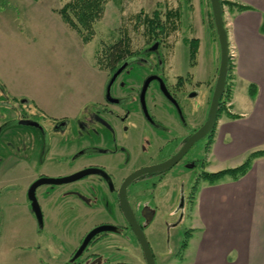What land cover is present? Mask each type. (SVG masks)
<instances>
[{
  "label": "rangeland",
  "instance_id": "374dc122",
  "mask_svg": "<svg viewBox=\"0 0 264 264\" xmlns=\"http://www.w3.org/2000/svg\"><path fill=\"white\" fill-rule=\"evenodd\" d=\"M66 1L0 0V78L2 79L0 85L3 83L7 87L5 89L7 93L14 94L11 91L14 89L15 96L22 94L23 98L20 100H27L28 95L38 99V109L33 105L25 106L29 118L32 117L30 114L32 113L35 119L53 126L55 121L50 117L65 119L63 121L68 119L71 123L77 117L76 120L87 129L94 112V104L90 102L99 100L95 86L101 79V72L96 62L103 55L104 43L116 40L120 32H127L130 48L132 50L141 48L146 43V35L142 34V26L136 24L138 21L135 15L140 13L150 15L160 8L159 5L175 6L176 0H111L106 3L102 18L94 26L93 38L84 45L78 42L77 34L66 26L58 14V10ZM177 1L182 5V20L180 27L169 37L168 41L173 43V48L172 51L168 50L169 67H165V71L169 72L172 80L175 76L190 73L194 76V80L208 83L202 84L201 89L195 88L192 91L194 95L196 94L191 99L195 104L213 93L219 67V45L217 34L213 29L214 20L211 19L210 1L189 0L188 3L186 0ZM16 5L21 6L22 9L20 10ZM225 8L227 11L231 10L226 4ZM193 38L199 40L195 68L189 66L187 47V43ZM138 60L140 64L128 69L145 74L151 70H159L162 65L159 63L155 69L149 67L145 60L140 58ZM246 95L247 93L241 90L234 97L242 99ZM81 105L82 114L78 115ZM19 106L22 104L16 101L12 102L10 110L0 108V124L12 113H14L12 116H17ZM230 106L231 101L226 104V111L220 115L217 122L228 116L226 112L231 113ZM70 128L71 130L65 135H60L64 144L69 145L64 150L67 156L77 150L82 143L93 144L98 140L95 134H86L80 129L81 127L70 126ZM24 133H26L24 137L20 136L21 141L14 138L15 134ZM33 134L35 137L34 130L30 127L18 126L7 129V132L0 136V178L9 181H0V264H64L63 259L72 248L66 241L80 234L78 230L81 226L75 223L64 229L66 223L61 225L57 209L53 206V200L57 197L67 200L76 199L67 190L76 189L78 183L62 186L46 185L37 189L36 197L42 211L43 223L42 227L36 228L37 221L31 210V202L27 198L29 187L25 184V178H31L36 173L33 167L36 156L33 152L34 140L33 136L31 137ZM204 145L205 139L198 141L192 147L190 156L198 163L207 158ZM23 146L24 152H20ZM52 149L44 160L43 170L50 171L53 168L67 171L69 169L67 163L55 166L53 160L52 163L50 162L53 154L56 155ZM16 152H20L22 159L26 153L24 160L28 162L27 165L23 163L21 166H14L13 155L17 154ZM87 162L90 161L83 158L76 167ZM39 169L40 167L36 166L35 170ZM201 170V166L197 165L190 170V173L180 175L168 185H162L159 190V193L163 194L162 198L176 205L177 198L187 196L191 179ZM39 172L36 174L39 175ZM102 192L91 190L90 197L106 199L107 192ZM64 210L62 214L66 215V218L73 217L67 208ZM154 211L153 206L144 209L140 215V223L144 226L146 238L152 247L155 264H162L165 260L170 261L171 258L176 257L184 236L183 231L185 228L188 229V222L177 228H173L172 225L169 228L162 227ZM59 229H62L65 235L55 238L49 233L50 230ZM154 229H159V240L152 235ZM74 233L77 235L73 236ZM104 239L109 241V244L106 243L108 245L117 241V237L111 235ZM72 243L75 245L77 240H72ZM127 254H129L126 258L128 264H146L140 248ZM172 264L179 263L174 261Z\"/></svg>",
  "mask_w": 264,
  "mask_h": 264
},
{
  "label": "flooded vegetation",
  "instance_id": "af4514ba",
  "mask_svg": "<svg viewBox=\"0 0 264 264\" xmlns=\"http://www.w3.org/2000/svg\"><path fill=\"white\" fill-rule=\"evenodd\" d=\"M172 45V42H165L164 39L144 43L141 48L123 57L111 71L100 69L106 73V80L98 97L99 100L90 102L94 104V112L89 120L87 129H84L83 125L76 120L77 117L71 123L68 119L63 121L65 119L49 116L50 119L55 121L53 126L50 123L35 119V115L32 113H30L32 117L29 118V113L25 106L29 107L31 104L27 100L9 96L4 91V87L0 85L1 109L10 110V105L16 101L22 104L17 109V116H12L14 115L12 113L0 124V127H2L8 123H14L5 127L0 132V136L6 133L7 129L18 126L30 127L35 133V137L34 134L31 135L34 140L33 152L36 155L33 167L34 172L37 173L39 170L41 172H39V175L34 173L31 178H25V184L29 188L36 181L44 178L52 180L63 179L86 169L98 170L73 182L41 185L62 186L78 183L76 189L67 190L76 199L67 200L57 197L53 200V206L57 209L61 225L66 223L64 229L72 223L81 226L80 230H78L80 234L74 233L73 236H77L66 241L72 248L66 258L63 259L64 264H128L126 258L129 254L127 253L137 248L141 249V247L121 210L119 194L123 184L130 175L137 171L157 167L176 156L187 140L207 120L213 93L195 104H193L191 99L196 95L192 92L195 88L201 89L202 84L207 85L208 83L194 80V76L190 73H186L183 76H175L172 80L169 72L165 71L169 61L168 50L172 51ZM139 58L140 60H145L149 67L155 69L161 63V68L159 70H151L145 74L128 69L133 65L140 64ZM189 59V66L195 68L197 66L196 55L194 58L191 57L190 51ZM122 66H124L123 70L117 75L107 93V86L112 76ZM201 94L204 97V94ZM203 108H205L204 112ZM42 114L40 115L42 116ZM81 114L80 111L78 115ZM20 122H27V124H20ZM70 126L72 128L81 127L80 129L84 133L95 134L98 140L93 144L82 143L77 150L72 151L67 156L64 150L69 145L64 144L60 139L62 137L60 135H65L68 130H71ZM211 131L212 129L200 139H205L204 150L207 155L212 145ZM25 134L13 135L14 138L20 139V136L24 137ZM195 143L172 167L161 171L144 173L134 178L126 186L124 199L144 235L145 228L140 223V215L148 206L154 207L155 216L157 214L156 218L159 219L162 227L166 226V228H169L172 225L173 228H177L188 221L191 213L190 193L196 176L191 179L192 183L187 196L177 198L176 205L167 199L164 200L161 192L162 196L160 197L159 190L162 185H168L170 181L176 180L180 175L190 173V170L202 162L205 163L203 169L206 171V160L198 163L196 159H192L190 156ZM51 149L56 152V155L53 154L50 162L53 160L55 166L67 163V166H69L67 171L53 168L50 171L43 170L44 160L48 153L51 152ZM20 152H24V146ZM20 152H16L17 154L13 155L15 156L14 166H21L23 163L28 164L24 160V158L26 159V153H24L25 155L22 159ZM83 158L90 162L76 167V164H79ZM1 160L3 162V159ZM179 164H181V167L178 166ZM36 166H39L40 169L35 170ZM91 190L103 191L102 193L106 191L108 196L106 199H101L100 197L92 198L90 197V195L92 196ZM65 208L73 214L72 218H66L67 216L62 214ZM178 208L179 211H177ZM40 212V222L33 212L38 228L42 227L43 223L41 208ZM100 228L103 230L91 236L82 250H80L87 236L92 231ZM190 231L191 229L185 228L183 231L184 236ZM152 232V235L159 240V229H154ZM49 233L55 238L65 235L62 229L50 230ZM110 235L117 237V241L112 245H108L109 241L104 239ZM133 238L136 242H134ZM75 239L77 243L74 245L72 240L74 241ZM148 244L150 246V243ZM150 249L152 252L151 246Z\"/></svg>",
  "mask_w": 264,
  "mask_h": 264
},
{
  "label": "crops",
  "instance_id": "0c3cea01",
  "mask_svg": "<svg viewBox=\"0 0 264 264\" xmlns=\"http://www.w3.org/2000/svg\"><path fill=\"white\" fill-rule=\"evenodd\" d=\"M223 1L247 9L227 11L223 7L228 46L233 52L230 111L236 117L226 116L216 123L206 158L208 172L236 167L250 152L264 150V34L260 32L264 0ZM76 38L84 45L79 36ZM100 72L101 79L95 86L98 97L106 80V73ZM1 85L5 91L7 87ZM250 85L255 88L253 97L248 94ZM241 90L247 95L235 98ZM11 91L16 94L14 89ZM8 94L23 98L22 94ZM35 98L28 95L27 101L38 109ZM80 107L79 113L83 109ZM187 222L191 229L188 245L162 264H264V157L255 159L237 181L201 183Z\"/></svg>",
  "mask_w": 264,
  "mask_h": 264
},
{
  "label": "trees",
  "instance_id": "16d2710c",
  "mask_svg": "<svg viewBox=\"0 0 264 264\" xmlns=\"http://www.w3.org/2000/svg\"><path fill=\"white\" fill-rule=\"evenodd\" d=\"M111 0H67L63 6L58 10V14L60 15L62 21L72 30L74 31L82 40V42L88 43L94 36L95 30L94 26L96 22H98L104 13V7L106 3ZM210 3V2H209ZM221 9L223 11V6L228 5L231 9H236L237 11L246 10L247 7L232 3L228 1L220 0ZM159 5L160 8L154 10L150 15H144L143 13L135 15L136 20L138 21L136 24L142 26L143 33L146 35L145 42L151 43L154 40H163L168 41L169 37L172 33H174L181 24L182 20V12H181V2L176 0L175 6H167ZM142 14V18H141ZM211 19H213V15L211 12ZM213 29L215 30L214 22ZM136 30L138 29L137 25L135 26ZM216 32V30H215ZM260 32L264 34V18L260 25ZM218 42V38H217ZM188 44V48L190 51L191 57H195L197 53V45H199V41L195 38L191 39ZM105 46L102 47L103 55L96 62V66H98L101 70L111 71L116 64H118L121 59L125 56L130 55L134 50L130 48V39L128 37L127 32H120V35L116 40L110 43H104ZM219 45V43H218ZM219 62H220V49H219ZM233 70V66L231 64L230 59L228 60L227 65V75L225 81V87L223 91V95L219 100V106L217 110V119L220 115L226 111V104L231 101L232 98V83L231 72ZM218 73V71H217ZM248 94L250 97L255 95L254 86L250 85L248 87ZM230 118H235L236 116L226 112ZM217 121V120H216ZM215 125L212 128L211 134L212 138L215 132ZM264 157V150H256L250 152L244 161L233 168H226L216 172H208L204 171L205 163L202 162L200 164L201 171L195 178V182L191 188L190 193V210L195 203L196 194L199 189V184L205 183L208 185H215L223 181H237L242 178L247 171L249 170L252 162L257 159ZM191 236V231L184 236L182 239L179 251L180 254L188 245L189 238Z\"/></svg>",
  "mask_w": 264,
  "mask_h": 264
},
{
  "label": "water",
  "instance_id": "95a60500",
  "mask_svg": "<svg viewBox=\"0 0 264 264\" xmlns=\"http://www.w3.org/2000/svg\"><path fill=\"white\" fill-rule=\"evenodd\" d=\"M209 1H210V6H211V12L213 15V20H214V26H215V30H216V34H217V38H218V43H219L220 62H219L217 79H216V83H215L214 90H213V95H212V100H211L207 120H206L205 124L194 135H192L187 140L185 145L181 148V150L179 151V153L176 156H174L173 158L169 159L168 161H166L165 163H163L157 167H154L151 169H143L141 171H137L136 173L130 175L128 177V179L125 181V183L123 184L122 189H121L120 194H119L121 210L124 213L126 219L128 220L130 227L134 231V235H135V237H136V239H137V241L141 247L143 257L145 259L146 264H155V261H154L150 246L148 244V241H147L144 233L142 232L140 226L136 222L127 202L124 199V190H125V188L129 182H131L134 178L139 177L140 175H142L144 173L152 172V171H161V170H165L167 168L172 167L174 164H176L183 157V155H185V153L188 151V149L190 148V146L192 144H194L195 142L202 139L206 135V133H208L212 129V127L214 126V123H215L216 118H217V110H218V106H219V100L221 99V97L223 95V91H224V87H225V81H226V75H227L228 38H227V31H226V29L224 27V23H223L220 0H209ZM123 68H124V66L120 67L112 76V78H111V80L107 86V93L109 92L113 81L115 80L117 75L123 70ZM11 124H14V123H8V124L0 127V132L5 127H7ZM20 124H27V122H20ZM97 171L98 170H95V169H86L84 171H81L79 173H76L74 175H71V176L63 178V179L52 180V179H45L44 178V179L38 180L34 184H32L28 190V199L31 202V208H32L36 218L39 220V222L41 221V212H40V208H39L38 202H37L36 197H35V191L39 186L44 185V184L56 185V184H64V183L73 182V181H76L80 178H83L84 176H88L90 174H93ZM102 230L103 229L100 228V229H96V230L92 231L87 236V238L85 239L80 250H82L86 241L91 236H93L94 234H96Z\"/></svg>",
  "mask_w": 264,
  "mask_h": 264
},
{
  "label": "built area",
  "instance_id": "2783aa9c",
  "mask_svg": "<svg viewBox=\"0 0 264 264\" xmlns=\"http://www.w3.org/2000/svg\"><path fill=\"white\" fill-rule=\"evenodd\" d=\"M233 55V54H232Z\"/></svg>",
  "mask_w": 264,
  "mask_h": 264
}]
</instances>
